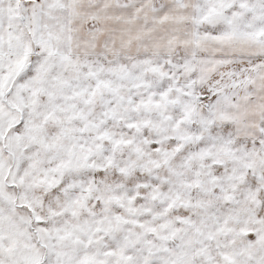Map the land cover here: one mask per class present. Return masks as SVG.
Returning a JSON list of instances; mask_svg holds the SVG:
<instances>
[{"label": "snow or ice", "instance_id": "snow-or-ice-1", "mask_svg": "<svg viewBox=\"0 0 264 264\" xmlns=\"http://www.w3.org/2000/svg\"><path fill=\"white\" fill-rule=\"evenodd\" d=\"M0 264H264V0H0Z\"/></svg>", "mask_w": 264, "mask_h": 264}]
</instances>
